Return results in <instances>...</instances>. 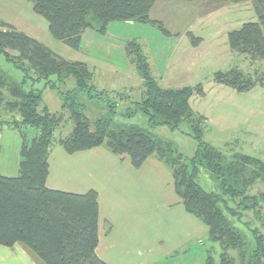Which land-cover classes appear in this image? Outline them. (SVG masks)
Masks as SVG:
<instances>
[{
	"label": "trees",
	"instance_id": "16d2710c",
	"mask_svg": "<svg viewBox=\"0 0 264 264\" xmlns=\"http://www.w3.org/2000/svg\"><path fill=\"white\" fill-rule=\"evenodd\" d=\"M29 1L32 9L46 18L55 38L77 48L83 30L88 27L103 31L111 21H150L148 13L156 0ZM259 2L264 7V0ZM133 44V59L144 85L143 97L135 110L148 117L150 127L166 125L176 129L182 121H187L197 142L194 154L188 159L170 143L142 128L132 125L113 128L108 116L89 120L81 94L98 98L99 93L90 84L93 74L87 65L66 60L11 24L0 22V53L23 72L22 82L32 83L25 90L20 83L0 75V88L7 92L6 96L0 90V129L12 128L21 138L17 175L0 174V245L22 243L44 264H107L96 254L97 192L88 189L76 193L50 188L45 183L53 141L67 153L105 143L113 154L127 155L133 166L153 155L171 168L173 188L183 208L206 225L208 239L220 247L219 261L215 262L208 253L203 264H264V189L248 194V188L255 182H264V162L240 152L224 154L203 141V117L193 113L189 106V97L202 94V89L160 88L139 45ZM228 44L240 54L263 58L264 17L229 31ZM52 75L56 80L50 79ZM69 78L73 80L72 87L60 90L59 85ZM213 79L237 91L248 90L257 81L237 69L217 71ZM41 80L45 86L56 89L60 111L39 108L42 92L33 85ZM260 82L264 84V75ZM111 105L115 104L111 102ZM67 119L72 124L70 132L54 140V132ZM199 167L218 180V192L204 190L197 183ZM248 212L250 216H246ZM240 223L251 239L244 237ZM230 252H236V257Z\"/></svg>",
	"mask_w": 264,
	"mask_h": 264
},
{
	"label": "rangeland",
	"instance_id": "374dc122",
	"mask_svg": "<svg viewBox=\"0 0 264 264\" xmlns=\"http://www.w3.org/2000/svg\"><path fill=\"white\" fill-rule=\"evenodd\" d=\"M263 8L259 0H156L148 13L150 21H111L103 31L88 27L83 30L77 48L55 38L46 18L32 9L29 0H0V22L11 24L66 60L87 65L93 74L90 84L99 93L98 98L81 94L89 120L108 116L113 128L131 125L142 128L170 143L188 159L194 154L197 142L187 121H182L176 129L166 125L150 127L148 117L135 110L144 93L143 79L133 59L135 44L132 43H137L160 88L202 89V94L189 97V106L193 113L203 117V141L224 154L240 152L264 162V84L260 82L264 57L251 58L228 44L229 31L245 22H257L260 16L264 17ZM230 69L240 70L257 81L245 91L214 81L215 72ZM0 75L20 83L25 90L32 86L30 80L22 82L23 72L1 53ZM50 79L56 80V76ZM44 83L41 80L33 85L42 92L39 108L60 111L56 89ZM72 85L69 78L59 89L66 90ZM0 90L7 96L4 88ZM112 109L114 113L110 112ZM71 126L69 119L64 121L53 139L66 136ZM53 144L59 145L56 141ZM97 148L109 150L105 143ZM113 156L117 158L112 165L114 169L117 165L134 168L136 180L131 176L132 185L125 183V189L132 191L131 204H127L124 189L120 188L122 181L116 174L104 178L102 163L91 164V158L86 160L91 186L85 191L92 188L98 193L100 258L107 264H203L210 253L218 262L220 247L208 239L206 225L183 208L173 188L171 168L153 155L139 166L131 165L127 155ZM195 179L204 190L219 191L218 180L203 167H199ZM262 189L264 182L257 181L248 188V194ZM126 214L132 215L130 222ZM240 224L244 237L251 239ZM230 254L236 257V252Z\"/></svg>",
	"mask_w": 264,
	"mask_h": 264
},
{
	"label": "crops",
	"instance_id": "0c3cea01",
	"mask_svg": "<svg viewBox=\"0 0 264 264\" xmlns=\"http://www.w3.org/2000/svg\"><path fill=\"white\" fill-rule=\"evenodd\" d=\"M21 138L18 131L12 128L0 129V174L4 176L13 177L18 173L19 149ZM94 147L90 149L79 150L74 153H67L61 146L53 144L49 149L48 162L49 172L46 178V186L50 188L71 191L76 193H84L85 188L89 185L88 176L91 175L89 166L86 163L88 158L92 162H101L102 177L113 178L114 175L122 181L120 188L124 189L125 200L127 204L132 203L130 195L132 191L126 187L125 183L132 185L129 177L136 180L134 168L128 165H117L115 169L112 165L117 160L116 154H111L109 150H97ZM88 185H85L87 184ZM136 184V181H135ZM92 189V188H88ZM135 189H137V184ZM98 201V193H97ZM98 208L99 202H98ZM125 218L130 222L132 220L131 214H126ZM99 219V216H98ZM96 254L98 255V244L96 247ZM99 256V255H98ZM100 257V256H99ZM0 264H44V262L37 257L27 246L16 242L11 246L0 245Z\"/></svg>",
	"mask_w": 264,
	"mask_h": 264
}]
</instances>
